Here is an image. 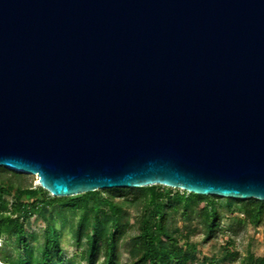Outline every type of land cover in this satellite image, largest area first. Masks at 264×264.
Here are the masks:
<instances>
[{"label": "water", "instance_id": "obj_1", "mask_svg": "<svg viewBox=\"0 0 264 264\" xmlns=\"http://www.w3.org/2000/svg\"><path fill=\"white\" fill-rule=\"evenodd\" d=\"M0 167L264 202V0H0Z\"/></svg>", "mask_w": 264, "mask_h": 264}, {"label": "trees", "instance_id": "obj_2", "mask_svg": "<svg viewBox=\"0 0 264 264\" xmlns=\"http://www.w3.org/2000/svg\"><path fill=\"white\" fill-rule=\"evenodd\" d=\"M25 178L0 167V240L10 239L14 252L26 248L35 238L27 234L28 221L40 216L46 221L43 243L36 254L29 252L28 262H19L10 252L0 264H60L65 228L81 248L79 260L86 264H119L118 251L125 238L130 255L124 264H193V236L199 234L203 241H210L227 216L241 228L259 227L264 220V202L255 199L199 196L160 185L54 198L38 185H24ZM131 210L137 221L133 224ZM226 245H234L231 237ZM237 256L227 252L219 261L202 264H225ZM237 261L264 264V254L256 256L248 250Z\"/></svg>", "mask_w": 264, "mask_h": 264}, {"label": "rangeland", "instance_id": "obj_3", "mask_svg": "<svg viewBox=\"0 0 264 264\" xmlns=\"http://www.w3.org/2000/svg\"><path fill=\"white\" fill-rule=\"evenodd\" d=\"M26 178L22 182L24 185L31 184L33 187L37 186V178L31 175H25ZM131 223H136L135 213L131 210ZM55 226L60 229L58 221H54ZM182 225L181 219L178 221V226ZM46 228V221L43 217L36 216L28 221L26 231L27 234H33L34 240L31 241L28 246L20 251H11L10 239L0 240V261L3 260L7 253L12 254L19 262H28L29 252L37 250L43 243V231ZM231 237L234 241L233 246H227V238ZM191 241L195 243V260L193 264H202L203 262L209 263L210 261L221 260L227 252H234L238 254L233 261H228L225 264H238V259L245 256L246 252L250 250L256 256H262L264 254V220L259 227H253L251 225L241 228L236 224H233L230 217H225L221 223V229L216 233L215 237L210 241H203L202 235H195L191 238ZM128 238H125L121 242V246L118 251L119 264H124L128 261L130 255V248L127 246ZM62 247V262L60 264H86L79 260L78 252L81 248L77 247L76 243L71 238L68 229H62L61 238ZM33 260V259H32ZM56 264V263H55Z\"/></svg>", "mask_w": 264, "mask_h": 264}]
</instances>
